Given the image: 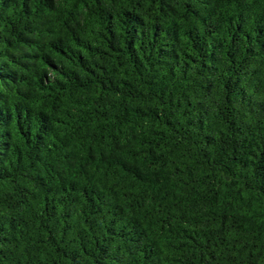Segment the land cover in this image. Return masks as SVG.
Segmentation results:
<instances>
[{
	"label": "trees",
	"instance_id": "trees-1",
	"mask_svg": "<svg viewBox=\"0 0 264 264\" xmlns=\"http://www.w3.org/2000/svg\"><path fill=\"white\" fill-rule=\"evenodd\" d=\"M0 264H264V0H0Z\"/></svg>",
	"mask_w": 264,
	"mask_h": 264
}]
</instances>
